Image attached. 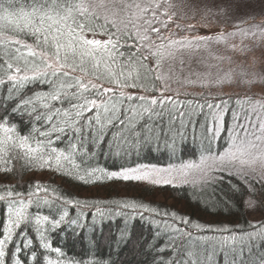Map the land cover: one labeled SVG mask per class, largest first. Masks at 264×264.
Masks as SVG:
<instances>
[{
  "label": "trees",
  "instance_id": "obj_1",
  "mask_svg": "<svg viewBox=\"0 0 264 264\" xmlns=\"http://www.w3.org/2000/svg\"><path fill=\"white\" fill-rule=\"evenodd\" d=\"M125 2L140 9L133 6L118 16L108 13L107 23L101 11L100 19L85 21L95 33L83 35L101 41L111 36L116 47L108 63L118 74L123 71L121 80L131 73L128 80L136 88L119 89L79 71L72 76L112 87L115 95L61 88V81H75L50 74L33 78L31 71L19 74L28 75L27 81L12 82L5 72L7 63L23 68V60L12 59L0 48V124L15 129L9 134L12 140L0 144V240L9 227V207L19 208L21 200L28 204L27 220L13 228L4 245V264H261L264 221L252 223L246 204L255 200L264 214L262 178L222 171L200 185L138 187L111 174L220 155L230 147L233 131L242 134L238 125L249 118L253 122L262 112L263 103L246 93L249 81L259 84L256 67L263 70L264 63L224 60L227 48L222 50L224 40L217 37L223 33L225 40L250 44L240 35L264 28V4L248 12L223 0L218 8L205 6L188 18L177 12L175 0ZM237 25L243 32H237ZM19 38L36 46L30 36ZM100 73L107 75L103 64ZM227 79L232 92L221 90ZM53 93L60 99L52 100ZM140 96L145 99H137ZM93 99L98 107L91 111L78 107ZM153 99L156 104L150 103ZM105 104L117 105L116 117L104 113ZM97 111L103 129L95 122ZM4 135L0 130V140ZM19 137H28L27 146H20ZM28 146L38 150L29 151ZM65 212L54 227L52 221ZM44 216L48 221L37 225L36 218Z\"/></svg>",
  "mask_w": 264,
  "mask_h": 264
},
{
  "label": "snow or ice",
  "instance_id": "obj_2",
  "mask_svg": "<svg viewBox=\"0 0 264 264\" xmlns=\"http://www.w3.org/2000/svg\"><path fill=\"white\" fill-rule=\"evenodd\" d=\"M135 6L140 9L139 4H129L125 0H31V3L25 4L23 0H0V48H3L6 55H11L12 59L16 61L23 60L24 67L22 68L19 63L15 66L13 63L8 62L5 72L8 73V80L12 82L27 81L28 75L20 76L19 74L24 71H31L33 78L36 77H47L49 74L57 78H69L75 81L65 85L61 81L60 87H76L82 91L95 90L97 95L112 94L115 95L112 87H104L103 84L93 83L91 80L85 83L79 76L73 77L72 73L77 71L84 73L85 75H93L97 80L103 78L108 84L115 85L116 88H136V83H130L128 77H131V73H128V77L121 80L120 77L124 76L123 71L119 74L112 70L109 60H112L113 53L111 48L116 47V41L111 36L106 41L97 39H87L83 33L85 31H92L95 33V29L87 27L85 21L98 20L100 19V13H105L103 19L105 23L109 21L108 13L112 16H118L121 12H125L127 9ZM156 8L160 7V4H155ZM169 7H172L170 4ZM148 9H141V11H147ZM155 15V13H153ZM164 15H168L167 12ZM171 19V17H169ZM112 25L115 26L116 21H111ZM166 27L167 24L165 23ZM97 28H103L102 25H97ZM237 32H243L236 26ZM119 30V29H117ZM155 32H159V29H153ZM9 33L16 35L10 36ZM264 34V32H262ZM236 35V33H231ZM247 35V33H244ZM255 35V33H252ZM20 36H30L35 40V47L33 45L23 41ZM211 37H200V40H210ZM226 37L221 33L217 40H225ZM235 48V46H233ZM26 50V51H22ZM29 57L32 59L29 60ZM107 72L106 76L102 77L100 73L101 65ZM89 65L90 67H86ZM50 70V71H49ZM4 83L3 79H0V84ZM91 86V88L89 87ZM121 96H124L123 92H120ZM129 100L134 99L131 95L127 97ZM52 100H59L60 95L53 93L51 94ZM111 99V97H109ZM137 99L144 100L145 97L140 96ZM31 101H26L30 103ZM151 104H156L155 99L150 101ZM90 106V107H89ZM73 107H77L73 105ZM80 109L87 108L91 111L92 108L98 107L96 100H85L83 105L78 106ZM104 113L112 112L113 117H116L117 105L112 104L111 108L107 104L103 106ZM59 112V110H57ZM78 112L77 115H80ZM64 115H68L67 112ZM51 119V117H49ZM96 124L100 125L103 129L104 125L101 124V114L97 111L95 117ZM118 119V117H117ZM107 122L112 123V118H108ZM121 124L123 120L119 121ZM248 125H251L253 130L250 131ZM241 131H233L230 134L231 145L224 155L218 157L221 162L227 161L233 163L238 161L241 166V170L247 168L251 171H256V167L259 166L264 173V122H261L257 127L251 119H247L244 124L238 125ZM0 130L4 132V139L0 140V144H6L12 140L10 133H14L15 129L6 127L0 124ZM63 131V129H60ZM218 131V129H217ZM259 133V134H257ZM101 134H103L101 132ZM239 143H237V137H241ZM20 146H27L28 137H19ZM259 142V143H257ZM29 151H37L38 149H32L30 146ZM55 151V150H53ZM63 155V154H61ZM59 159V158H58ZM208 159H215L208 157ZM204 158L201 163L203 164ZM184 168L199 167L198 165L188 164L184 165ZM129 172H135L137 170H128ZM156 171H171L169 169H160ZM112 177H116L117 173H112ZM118 178L124 180H142L145 176L142 175H129L127 172L121 173ZM83 179V177H80ZM264 179V176H262ZM153 183H160V181H153ZM164 183H171L170 180L164 181ZM39 188V186H38ZM12 195L11 192L8 193ZM4 197L0 196V200ZM29 204L31 201L28 202ZM20 207L13 209L9 207V227L6 228L5 239L0 240V264H4L2 259L5 255L4 245L8 240H11L13 234V228L20 227L22 222L27 220L26 209L28 204H25L23 200L19 201ZM249 206H254V202H249ZM15 218H12V215ZM67 212L60 217L59 220L52 221L53 226H58L61 221L64 220V216ZM48 217H37L36 224L40 225L42 222L48 221ZM73 223H75L73 221ZM37 231H40L37 228ZM43 240V234H41ZM44 248H48L47 243L43 244ZM56 252H60V249H54ZM35 259V256H33ZM20 264V261H17ZM49 264H53L49 261ZM59 264V262H56Z\"/></svg>",
  "mask_w": 264,
  "mask_h": 264
},
{
  "label": "rangeland",
  "instance_id": "obj_3",
  "mask_svg": "<svg viewBox=\"0 0 264 264\" xmlns=\"http://www.w3.org/2000/svg\"><path fill=\"white\" fill-rule=\"evenodd\" d=\"M223 0H175L177 4V12H179L180 15L191 18L194 17L196 14V11L198 9H202L203 7H213L218 8L220 2ZM230 2H234L237 7H241L243 9H247L248 12L258 11L260 4H264V0H227ZM217 2V3H216ZM197 25V23H195ZM264 28L258 29L255 32L248 31L246 32L247 35L241 34L240 37L246 38L248 37L251 40L250 44H238L233 41L234 38L229 40L220 41L222 50L226 49V55L223 56L224 60L232 61L234 58L238 59H245L246 61L253 63H264ZM252 33H255V35H252ZM235 46V48H233ZM258 66V65H256ZM257 68L259 69L257 71ZM255 72V83H259L258 85H252V81H249V85H247V93L248 96H254L255 100L259 103L262 102L261 105L263 107L262 112L257 113L253 119V123L259 126L261 122H264V68L263 70L260 67H256ZM249 77H252V75H247ZM230 79H227L224 81V84L226 87L222 88L221 90H224L226 92H232L233 87L229 85L227 82ZM253 130L252 128L250 131ZM259 134V133H257ZM243 138L241 137L237 138V143H239V140ZM259 143V142H257ZM229 149V148H228ZM227 149V150H228ZM225 150L220 155L215 156H209L215 158L208 159V157L204 158V163L202 164L200 159L196 162H185V163H179L175 165H169V166H149V165H143L138 166L132 169H135L137 171L135 172H129L128 170H124L117 174L116 178L119 177L121 173L127 172L129 175H142L145 176L142 180H130L133 184H135L138 187L146 186V185H165V184H172V185H182V184H189V185H200L202 183H205L206 181L214 179V177L222 172V171H234L238 173L239 175H242L244 177H260L264 176V173H262V170L259 166L256 167V171H251L247 168L241 170V166L239 165V162H233L229 163L227 161L221 162L218 157L224 155V153L227 151ZM193 164L198 165L199 167H193V168H184V165ZM160 169H169L171 171H156ZM122 179V178H118ZM124 180V179H122ZM170 180L171 183H164V181ZM264 180V179H263ZM153 181H160V183H153ZM254 202V206L250 207L249 202ZM246 213L250 221L254 224H257L261 221H264V214L262 213V210L259 206V204L253 200L249 199L246 204ZM225 240L223 243L227 244L226 236L223 237ZM245 241V240H244ZM227 242V243H226ZM222 243V242H221ZM220 243V244H221ZM261 264H264L262 262Z\"/></svg>",
  "mask_w": 264,
  "mask_h": 264
}]
</instances>
